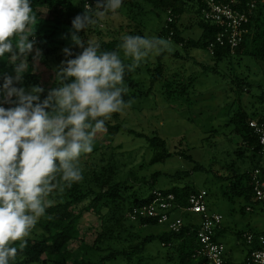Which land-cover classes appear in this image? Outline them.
Instances as JSON below:
<instances>
[{
	"label": "rangeland",
	"instance_id": "374dc122",
	"mask_svg": "<svg viewBox=\"0 0 264 264\" xmlns=\"http://www.w3.org/2000/svg\"><path fill=\"white\" fill-rule=\"evenodd\" d=\"M139 2L145 7L146 13L140 7L132 10L121 5L118 10L106 14L97 25L90 28L88 35L83 30L80 35L84 40L90 38L95 41L123 37L129 33L128 25L133 21L130 19L136 18L143 24L144 37L157 38V31L165 23L167 13L151 9L142 0ZM39 12L40 16L33 26V31L37 33L36 47L41 49L44 58L39 61L34 74L35 81L45 88L46 95L48 89L56 86L54 71L57 67L52 65L55 58L63 54L62 49L71 45L69 30L76 15L69 19L67 15H60L59 9L55 11L49 7H41ZM196 19L194 12L184 16L182 24L186 34H198L194 25ZM132 24L131 30L134 29V22ZM163 39L168 42V50L171 52L180 51L181 55L189 56L181 45ZM188 51V59H178L170 55L162 59V63L170 68V73L178 80L181 81L190 75L197 77L185 94L168 97L166 93L161 92L164 83L159 82L146 97L132 98L130 105L120 112V119H112L113 116L109 119L112 125L120 123L125 128L161 136L167 141L172 157L167 158L164 164L150 165L153 152L148 142L125 130L116 134L98 132L94 140L105 147L111 143L110 152L113 153L118 166L115 170L116 180L127 181V185L131 187L130 194L133 193L131 191L147 194L153 187L160 189L185 184H190L198 190H206L209 211L223 215L224 230L217 238L225 244L226 255L230 260L244 264L249 246L243 235L264 230L263 203L247 202L243 197L228 191L229 180L225 179L231 175L228 166L233 163L239 172L243 173L250 167V160L249 153H246L244 159L236 155L241 142L238 136L226 134L229 132L226 124L240 106L249 114L257 113L254 119L264 115V61L245 56L227 58L216 65L209 49L196 48ZM122 56L126 61L134 62L133 58L126 56L124 52ZM158 56L159 54L151 53L141 63L153 64L158 61ZM29 62H33L31 56ZM138 77L145 83L143 89L150 88L145 71ZM24 85L30 86L32 82L24 80ZM180 150L190 158L174 155ZM198 164L202 169H195ZM177 172H188V176H175ZM154 173L159 174L156 179L152 176ZM217 173L222 176H217ZM153 182L156 183L151 186ZM107 186L104 189H107ZM91 198L79 205L83 214L78 222L80 237L69 243L70 251L78 250L82 240L93 245L104 226L94 212L84 209L91 202ZM247 207L252 210H247ZM177 215L185 218L189 216L188 212L183 211ZM124 222L126 228L131 226L132 222L127 217ZM165 228L162 224L149 226L143 229L142 236L149 232L160 234ZM108 246L126 248L123 243L105 242L104 247ZM167 251L159 240L155 239L147 244L141 264H176L169 261L170 254L167 255ZM96 254L108 253L97 250ZM118 260L120 262L117 264L125 262L123 259Z\"/></svg>",
	"mask_w": 264,
	"mask_h": 264
},
{
	"label": "trees",
	"instance_id": "16d2710c",
	"mask_svg": "<svg viewBox=\"0 0 264 264\" xmlns=\"http://www.w3.org/2000/svg\"><path fill=\"white\" fill-rule=\"evenodd\" d=\"M140 0H123L122 6L130 7L132 10L140 9L145 11V7L140 5ZM153 10L167 13L165 23L160 27L158 37L160 39H168L174 44L181 45L187 55H181L180 51L171 52L166 49L159 53L158 61L150 64L140 63L132 71H126L124 76L123 86L127 88V93L123 99L129 106L132 98L146 97L147 94L152 93L156 83H164L161 89L162 93H166L168 97L179 96L185 94L189 87L196 81L197 77L190 75L182 78L181 81L170 73V68L162 63V59L167 56H174L175 58L188 59L190 57L191 49H211V57L215 64L227 58L234 57H253L257 60L264 61V7L259 8L251 17L249 23L245 26L246 32L243 36V41L232 53L227 46H221L217 42V36L220 32V26L205 21L202 17V10L204 3L201 0H142ZM95 0H92L91 7H95ZM49 7L59 9L60 15H67L70 19L72 15H77L83 12L85 2L83 0H32L33 13L38 18L40 16L39 8ZM194 12L197 19L195 20L196 30L198 34L195 36L186 34L183 28L182 19L188 13ZM133 20V21H132ZM134 22V29L132 22L128 25L130 30L127 35L143 34V24L139 23L136 18H131ZM35 36L37 33L35 32ZM18 37L13 38V42ZM101 45V50L116 51L120 55L125 64H131L123 58V48L120 47L122 37L99 39L97 40ZM211 45H213L211 47ZM74 54L81 51L72 45ZM69 46V47H70ZM64 54H60L55 58L52 67L60 65L62 60H65ZM200 64V63H199ZM0 70L11 71V66L5 61H0ZM147 74V81L150 82V88L143 89L145 84L140 74L144 72ZM34 73H28L25 76V82L35 81ZM242 83V81L240 82ZM239 83V84H240ZM241 85V84H240ZM144 91H142V89ZM264 100V95H262ZM5 107H9L5 105ZM118 113H113L112 119H120ZM257 113L249 114L242 106L232 117L228 120L226 126L229 132L226 134L236 135L240 139V148L235 152L240 159H244L246 153H249L250 167L243 173H240L235 164H230L228 168L231 170L228 191L236 196L243 197L247 202H259L254 197L252 185V172L259 168L261 171V178L264 180V146L260 143L259 135L254 128L250 126L251 120H256L264 125V115L256 118ZM106 132L113 134L121 130L129 132L135 137L143 138L148 142L150 150L153 152L151 156L150 165L165 163L167 158L172 157L169 151L167 141L156 133L147 134L138 132L129 128L123 127L120 123L115 125L111 121H106ZM227 129V131H228ZM230 135V136H231ZM111 143L106 147L100 146L96 140L93 142V151L91 153L82 154L79 160V167L82 170L83 179L79 182L72 183L69 187L61 179H57V188L47 198L50 202V207L46 209V213L42 216L27 237V246L19 250L20 241L13 242L11 246L18 248V253L15 260L10 261V264H117L118 259H123V264H141L143 255L147 244L157 239L163 248L168 249L170 262L176 264H195L197 259L195 255L200 249L201 245L197 239V232L199 225L191 219L184 223V226L179 232L171 230H163L160 234L153 232L146 233L143 237V229L149 226L158 225L156 220L144 218L137 221L130 219V212L138 206L150 203L154 200L153 192L159 190L164 194L174 193L176 196L177 209H183L189 205L188 198L190 194L198 191L197 188L190 184L172 185L165 188L153 187L149 193H139L129 189L127 181H117L116 167L117 162L114 159ZM183 150V149H182ZM180 150L174 153L176 156L190 158ZM195 169H202L199 164ZM159 174L154 173V179ZM175 176H188V172H177ZM217 176H222L217 173ZM154 183H151L152 186ZM108 185V186H107ZM107 186V189L104 187ZM91 198V202L84 208L87 211L94 212L101 220L102 230L97 236L93 245L86 244L82 240L80 248L76 251L69 250V243L77 240L80 237L79 220L82 218V212L79 205ZM79 209V211L77 210ZM131 223V226L126 228L125 218ZM188 218V217H187ZM186 219V218H185ZM136 224L138 225L136 227ZM222 229V228H221ZM218 230L217 236L221 233ZM124 232V233H123ZM254 233V232H253ZM256 233V232H255ZM105 242L123 243L125 247H104ZM97 250H101L106 255L96 254ZM86 251V252H85ZM199 262H204L201 259ZM231 263L227 260L226 264ZM207 264V263H206Z\"/></svg>",
	"mask_w": 264,
	"mask_h": 264
},
{
	"label": "clouds",
	"instance_id": "9594fccd",
	"mask_svg": "<svg viewBox=\"0 0 264 264\" xmlns=\"http://www.w3.org/2000/svg\"><path fill=\"white\" fill-rule=\"evenodd\" d=\"M123 0H95L71 21V45L62 49L65 60L54 71L56 86L24 85L42 60L33 26L37 17L32 0H0V61L11 71L0 70V264L15 260L27 246V237L50 207L49 195L57 179L67 186L83 179L82 154L93 151L98 132L121 112L126 71H132L151 53L168 49L160 38L125 35L120 47L133 63L125 64L118 52L101 50L98 41L84 40L88 31ZM18 37L13 42V38ZM32 57V63L29 57ZM11 105L5 107L4 105Z\"/></svg>",
	"mask_w": 264,
	"mask_h": 264
},
{
	"label": "built area",
	"instance_id": "2783aa9c",
	"mask_svg": "<svg viewBox=\"0 0 264 264\" xmlns=\"http://www.w3.org/2000/svg\"><path fill=\"white\" fill-rule=\"evenodd\" d=\"M201 1L204 3L202 10L203 19L220 26L217 42L221 46L229 47L232 53L243 41V36L246 32L245 26L249 23L251 17L259 8L264 7V0ZM83 2H85V8L91 7L92 0H83ZM249 124L259 135L260 143L264 146V125L256 120H251ZM251 178L254 197L257 201L263 203L264 211V180L261 178L259 168L252 172ZM153 194L154 200L135 207L129 214L130 219L133 221L144 218L153 219L159 224L167 226L169 230L179 232L185 222L184 217L173 216L174 211L177 210L175 194H164L159 190H155ZM207 196L206 190H198L190 194L188 198L189 205L180 209L183 212H189L199 217L197 239L201 247L195 255L197 259L195 264H226V246L217 239L218 230L223 228V215L209 211ZM247 210H252V208L247 207ZM243 237L251 249L244 264H264V232H249L245 233ZM201 259L204 262H199Z\"/></svg>",
	"mask_w": 264,
	"mask_h": 264
},
{
	"label": "crops",
	"instance_id": "0c3cea01",
	"mask_svg": "<svg viewBox=\"0 0 264 264\" xmlns=\"http://www.w3.org/2000/svg\"><path fill=\"white\" fill-rule=\"evenodd\" d=\"M181 210H175L174 211V217H183V216H181V215H177V213H179ZM188 214H189V216H188V218H186L185 219V217H184V222H187V221H189V220H191V219H194L197 223H199V217L197 216V215H195V214H191V213H189L188 212ZM166 228L164 229V230H168V228H167V226H165ZM222 230H224V228H222L221 229V231ZM262 232H264V230L263 231H260V232H256V233H262ZM218 239V238H217ZM219 240V239H218ZM220 241V240H219ZM256 247H258V245H256ZM250 248H249V250H248V253L250 252ZM248 253H247V255H248ZM227 260H229L231 263H234L232 260H230L228 257H227Z\"/></svg>",
	"mask_w": 264,
	"mask_h": 264
}]
</instances>
